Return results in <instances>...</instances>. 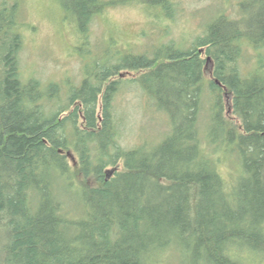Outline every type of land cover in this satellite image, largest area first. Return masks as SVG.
I'll use <instances>...</instances> for the list:
<instances>
[{
    "label": "trees",
    "instance_id": "trees-1",
    "mask_svg": "<svg viewBox=\"0 0 264 264\" xmlns=\"http://www.w3.org/2000/svg\"><path fill=\"white\" fill-rule=\"evenodd\" d=\"M59 2L87 40L112 4ZM20 8L0 0V264L264 262V57L254 74L239 63L264 47V0L221 12L189 48L95 54L67 90L23 75ZM125 84L168 116L158 142H124Z\"/></svg>",
    "mask_w": 264,
    "mask_h": 264
},
{
    "label": "rangeland",
    "instance_id": "rangeland-1",
    "mask_svg": "<svg viewBox=\"0 0 264 264\" xmlns=\"http://www.w3.org/2000/svg\"><path fill=\"white\" fill-rule=\"evenodd\" d=\"M108 1L112 4L97 15L90 26L88 41L77 27L75 17L59 0H21L23 75L37 76L42 83H61L63 90H67L81 83L85 66L95 54L100 55L109 48L153 53L172 40L185 43L189 48L221 12L238 17L241 14L239 3L243 0H175L177 6L169 9L147 5L142 0ZM259 57H264V47L246 46L239 60L245 73H256L262 61L264 65V58L261 61ZM116 108L127 121L126 144L156 143L170 128L168 116L154 110L147 95L136 84L123 85L116 96ZM220 156L223 174L231 181L238 168L230 157ZM167 254L161 264H178L179 253H169V257Z\"/></svg>",
    "mask_w": 264,
    "mask_h": 264
}]
</instances>
